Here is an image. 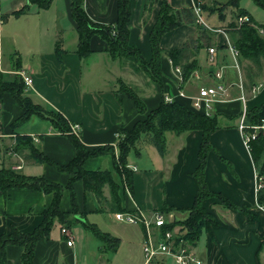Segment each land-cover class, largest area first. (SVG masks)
<instances>
[{
  "label": "crops",
  "instance_id": "crops-1",
  "mask_svg": "<svg viewBox=\"0 0 264 264\" xmlns=\"http://www.w3.org/2000/svg\"><path fill=\"white\" fill-rule=\"evenodd\" d=\"M52 1L49 2V5L44 10H49ZM62 1L65 6L64 15L70 21L71 28L74 32L73 36L69 37L66 35L65 30L59 28L53 43V52L50 55L42 54L36 50V55H33L32 59L23 60L20 57L21 51L17 50L13 55L14 60H11L10 63L11 69L5 71L0 66V74L16 75L17 72L24 70L33 80L31 88L25 89L24 93L34 104H38L46 110H53L62 114L66 121L70 123L71 127L78 125L77 133H72L79 138L80 143L88 150L97 148V146H112L115 151V157H117L118 149L116 143L119 136L117 134L118 130L130 128L136 121L144 117V115L138 114L136 107L128 96L118 91L119 81L124 82L136 91L146 105L147 111H151L157 107L162 95L166 96L171 90L176 97L183 92L184 96L181 97L190 99L189 97L196 96L199 87L196 88V86L191 84L190 80L184 84L180 83L171 62L163 57L165 85L164 92L162 93V90L148 76L140 70L136 72L133 69L127 57L112 59L105 51V41L98 36H94L90 42V49L93 51L92 54L85 58L79 57L76 53L78 35L76 33L75 22L71 19L70 0ZM116 1L83 0V6L90 20L107 25L114 23L116 20ZM162 1L129 0L131 4L130 20L127 24L129 45L138 48L141 51L142 58L147 62L151 58V47L149 45L150 30L157 19L156 16L160 10ZM242 1L239 3L240 9H244L256 21L255 17L245 8L248 3L243 2L242 6ZM167 2L174 9L184 7L193 8V5L196 3L195 0H167ZM206 2L222 4L228 2V0L225 2L207 0ZM29 5L30 0H27L26 4H23L22 0H12L9 4L10 12L8 14L2 13V9H0L2 25L5 24L9 15L18 18L26 15L30 10L28 8ZM21 9H24L25 12L20 14V16L15 15ZM202 16L204 20H215L218 17L216 13H207ZM208 25L219 30V32L211 33V42L209 45H215L217 47V63L218 65H223L227 63V57L229 55L228 46L230 45V37L224 30L225 25ZM194 29V26L181 25L179 28L166 33L161 38L160 46L164 50L178 49L189 36L195 33ZM57 44L59 46L58 48H56ZM208 48H203L199 51L197 56L198 60L200 53L203 51L205 54L204 58L208 62ZM87 61H89V64ZM246 62L250 66L245 67L246 81L244 87H246L247 91V87L250 85L255 83L261 84L264 81V76L260 77L263 78L262 82H259L257 76L255 78L253 77V80H256V82L251 84L250 79H252V76H249L251 75V71L254 74L256 73L254 72L255 66L249 61ZM19 66L20 68H18ZM199 66V69L195 71L191 79L200 81V86H210L213 83L212 71L215 66H203L200 60ZM98 68L103 71L104 79L100 76L103 84L100 88L92 90L83 75L89 77ZM127 69L134 76H137L136 78L139 77L138 75L147 77V81L153 86L152 90L154 92L152 95H145L137 89L135 84L133 87L130 83L128 84V77L126 76ZM262 72H264V66ZM199 75H208L209 78L201 77L199 80ZM181 84L182 88L180 89ZM233 85L235 84L232 83V85L228 84L226 86L228 87L227 93L223 97L225 101L216 102L213 105L212 113H216L218 118H238L236 115L240 112L242 106L241 101H238V94L233 93ZM194 89H196L195 92L193 91ZM262 95H264V91L259 96L250 100V109L264 103V100H256L262 97ZM20 114L21 111L11 96L5 95L3 100L0 101L1 167L11 168L15 165L20 166V169L17 170L22 173L25 164L30 165L32 169L36 170L37 168L35 167L40 166L39 175H33L31 173L26 175L43 176L46 180L53 183L56 182L65 187L69 183V178L72 175L61 172L46 163H37L31 158V154L27 150L14 152L11 147L16 143V135L38 137L39 142L34 143L36 147L51 161L64 166L73 159L76 153L70 139L59 134L49 122L36 116H32L23 126L15 130L11 129L10 123L19 117ZM168 135H171V147L174 145L175 150L179 149L176 155L174 151L175 159L173 157V160H175V163L172 166L163 160L167 156L166 146L168 144ZM173 135L175 134L171 132L166 134V150L162 156L163 158L157 161L159 162L157 164L158 168L154 172L144 169L143 172L139 173L136 166L128 163L127 157L128 167L132 170L134 182L132 190H129L126 186L123 187V185L119 188L120 206L125 210L124 212L138 208L141 211L143 210L145 214L149 213L147 215H150L161 209L164 204L169 207L173 205L179 208L190 207L192 205L198 189L196 186L197 183L195 184V180L189 174L194 171L199 163V160L197 161V152L201 132L191 131L189 133H183L185 135L183 139V135H175L176 139ZM234 141L231 131L227 128L216 129L211 134L210 145L218 147L217 149L221 157L230 162L232 166L230 170L232 171L226 168L224 163L221 162L222 160H218L213 153H209L205 171L207 187L211 191L222 193L240 208H248V211L252 215L259 217V221H249L245 214L232 209H224L213 199L204 200L203 205L205 209L216 219L218 224L211 229V233L206 232V248L204 250L199 252L191 246L199 261L202 262L201 264H261L262 257L260 256L262 254H259L258 257L257 251L261 242L260 234L264 232V213L256 209L254 163L243 145L242 139L241 145L246 153V157H244L243 153L240 154V149L239 154H237ZM136 154L139 155V152H136ZM83 164L84 168L88 171L102 170L101 167H104L103 170L111 172L117 182H122L114 170L110 155H99L88 158ZM89 165H91L90 168L99 167V169H89ZM110 165L111 169L109 170L108 167ZM73 189L76 195L77 213L82 218L88 213L102 211L103 207H107L112 213L114 212L111 207V195L108 186L103 187V195L98 198L95 194L85 191L81 181H76L73 184ZM62 194L60 208L64 212H70L72 209L70 194L65 188ZM51 201V194L47 195L30 189H13L5 194L0 192V234L3 232L9 233L13 227L26 233L32 231L40 224L42 219L41 212ZM151 206L152 211L146 209ZM168 216L174 218L176 217V213L171 212ZM62 227L61 225L55 235L51 231L49 240L43 238L37 244L33 264H75L74 249L76 247V237H74L72 230L66 227L71 231L74 239L73 245L67 247V238L60 233ZM139 227L143 234V225ZM21 252L22 248L19 246L8 247L6 249V264H21ZM167 261L169 260L161 262L160 264H166Z\"/></svg>",
  "mask_w": 264,
  "mask_h": 264
},
{
  "label": "trees",
  "instance_id": "trees-1",
  "mask_svg": "<svg viewBox=\"0 0 264 264\" xmlns=\"http://www.w3.org/2000/svg\"><path fill=\"white\" fill-rule=\"evenodd\" d=\"M51 0H30L31 4H36L40 8H47ZM207 0H195L200 6L204 14L216 13L219 20H225L226 15L224 11L226 7H234L236 10V20L228 23L224 30L230 37V44L239 53L238 58L249 61L259 70L264 66V33L260 34L259 30H263L264 25L258 24L252 16H249L244 9H240L239 3L241 0H228V2L208 3ZM255 5L264 10V0H252ZM116 20L111 24H100L90 20L85 12L83 0H70L71 19L75 22L76 33L78 35L77 54L81 58H85L92 54L90 49V42L94 36L100 37L106 43V53L112 59H120L127 57L132 62L133 69L143 72L149 79L154 82L162 93L164 92V61L163 57L171 61L173 68L179 67L181 69L182 82L189 81L195 71L199 69L198 53L203 48H208L210 45L211 30H206L202 25L198 24L197 16H195L194 9L184 7L174 9L167 0H163L160 5V10L156 16V21L150 30L149 45L151 47V58L149 62L144 61L141 51L138 48L129 45V33L127 24L131 14V4L129 0H117ZM25 10L21 9L15 15L20 16ZM246 15L249 18L248 22L237 26L236 21L239 16ZM194 26L195 33L189 36L185 42L178 49H163L160 46L161 38L168 32H171L181 25ZM213 28V27H212ZM215 29V28H214ZM58 44L56 48H58ZM59 53V52H58ZM20 68V66L18 67ZM182 88V84L179 87ZM24 81L18 75L13 79L5 80L0 74V101L5 95H10L16 103L21 114L14 119L10 124V128L15 130L24 125L32 116L49 122L56 131L68 137L76 150L75 156L66 165H59L47 158L42 151H40L34 144L29 135H16V143L12 145L11 149L14 152H22L27 150L37 163H46L55 167L61 172L68 173L71 176L69 183L63 187L56 182L46 180L43 176L24 175L19 171L9 168H0V192L7 193L13 189L23 190L30 189L35 192H42L44 194H51V203L43 208L41 212V222L30 232H22L16 227L11 231L0 234V264H6L8 247L19 246L22 248L20 261L21 264H33L35 256V249L37 244L43 239L49 240L50 232L56 220L70 228L68 219L72 215H76V221L82 223L92 236H94L100 243L107 242L111 252H116L120 240L108 233L102 232L95 224L82 220V217L77 213L76 195L74 193L73 184L76 181H81L85 191L101 197L103 195L102 189L108 186L111 195V207L114 212H124L125 210L120 206L119 188L123 185L129 190L133 188L134 178L132 177V170L128 167L127 157L133 150L138 152L136 147L142 136L154 148L157 149L161 156L166 150V134L168 132L174 133L177 136L191 131L201 132V139L197 152L199 160L198 166L192 172L197 183V192L194 196L192 205L190 207L179 208L166 204L163 205L158 212L167 216L171 212L185 215L182 219H175L171 223L162 227V231H175L177 239L189 246L195 247L203 232L211 233V229L217 226V221L205 209L203 205L204 200L213 199L224 209H232L245 214L249 221H259V217L252 215L248 208H240L232 200L227 198L220 192L211 191L206 183V166L207 156L213 146L210 145V136L219 129V121L216 113H212L207 117L203 111L194 110L190 99L176 97L173 95L172 102H164L162 95L159 105L151 111H147L141 97L131 89L127 84L119 81L118 91L123 95H127L133 105L136 107L138 114L144 115L139 121H136L130 128L119 129L118 140L116 147L118 155L115 157V151L112 146L94 148L88 150L80 143L79 138L71 131V126L62 114L49 111L36 105L24 93ZM168 91V90H167ZM173 94L172 90L169 91ZM240 112L236 117H240ZM264 118V103L249 109L246 113V123L254 125L259 123ZM252 144L251 159L254 163V168L257 173L264 180V138H257ZM99 155H110L114 170L122 182H117L111 172L107 170L88 171L84 168V162L88 158L97 157ZM218 158L224 160L220 153L217 152ZM64 188L70 194L71 210L64 212L60 208V201L63 196ZM264 201V185L256 193V202L263 203ZM260 246L257 251V256L262 254L264 259V232L260 234ZM101 246H103L101 244ZM102 251H106V247Z\"/></svg>",
  "mask_w": 264,
  "mask_h": 264
},
{
  "label": "rangeland",
  "instance_id": "rangeland-1",
  "mask_svg": "<svg viewBox=\"0 0 264 264\" xmlns=\"http://www.w3.org/2000/svg\"><path fill=\"white\" fill-rule=\"evenodd\" d=\"M12 0H0V9H2V13L8 14L10 11L9 4ZM225 2L226 0H218ZM23 4L27 3V0H22ZM243 2H247L248 4L245 6L247 11L252 14L258 24H263L264 25V10H262L260 7L255 5V3L252 0H243L241 2V5L243 6ZM30 10L29 12L24 15L18 17H11L10 15L8 16L5 24L2 25L1 31H0V52H1V68L5 71H8L11 69L10 63L11 60L13 59L14 53L19 50L21 51L20 57L23 58V60H28L32 59L33 55H36V50L42 54H51L53 52V43L55 41V37L57 36L56 33L59 30V28L65 30L66 35L69 37L73 36V30L71 28L70 21L65 18L64 11H65V6L63 4L62 0H53L51 5L49 6V10H44L38 7L35 3L29 5L28 7ZM236 10L237 8L234 7H226L224 14L226 15L225 20H219L218 17H216L215 20H205L207 24H215V25H225L230 23L231 21L236 20ZM202 15L204 14L203 12L201 13ZM186 25V24H184ZM204 52L202 51L200 53V62L203 66H208L210 65L206 59L204 58ZM89 61H87L88 63ZM130 62V61H129ZM132 65V62H130ZM89 64V63H88ZM235 61L229 54L227 57V63L219 64L224 67V73H225V86L228 84L233 85V93L240 94V89L237 87L239 84V79H238V73L236 72V69L234 68ZM249 66L247 64L246 60H243L239 58V67H240V72L242 73L243 81L245 83V67ZM262 67L259 70L257 67H255L254 72L255 74L251 71L250 76H252L251 84L253 82L255 83L256 80H253V77L255 78L256 76L259 78V82H262L263 78H260L261 76H264V72H262ZM17 75V74H16ZM2 76L4 77L5 80L8 79H13L15 75H5L2 73ZM103 77V71L100 70L99 68L89 77H86V75H83L84 78H86V82L89 85V87L92 90H96V88H100L102 86V79ZM128 77V84L133 86H137V89L140 90L141 93L145 95H152L154 92L153 86L150 84L149 81H147V77L143 75H138L139 77L136 78L137 76H134L132 72L127 69V75ZM209 78L208 75H199V80L200 78ZM108 78V77H107ZM125 78V77H123ZM130 81V82H129ZM191 84L196 86V88L200 87V81L197 79H190ZM182 82V81H181ZM232 82V83H231ZM108 83V82H107ZM135 84V85H134ZM258 84V83H257ZM129 86V85H128ZM236 86V87H235ZM262 89L256 94L254 97L252 95H249V91H245L246 99L248 101L247 106L250 109V100L254 99L255 97L259 96L264 91V81L261 83ZM132 89V88H131ZM249 89V87H247ZM194 92L196 89L193 90ZM264 95L262 97L256 99L257 101L264 100ZM259 105V104H258ZM37 120V119H36ZM219 129H228L231 131V135L234 138V144L236 145V152L239 154V149H240V154L243 153L244 157H246V153L241 145V135L237 130L238 126V121L239 118L237 119H232V118H227V117H219ZM171 135H168V144H167V156L163 158L159 152L157 151L156 148H154L149 142L145 140V136H142L140 141L136 144L138 148L139 155L136 154V152L133 150L129 156H128V163L132 164L133 166H136L138 169V172L141 173L146 169L147 171H152L154 172L155 169H157V162L158 160L162 159L165 160V162L169 163L170 166H172L175 163V160H173L174 156V151L175 155L178 152V150H175V147H171ZM174 138L176 139L175 135H173ZM185 135H183L182 139L184 138ZM218 147H212L210 150V154L213 153L215 157L218 158L217 152ZM31 158H33L31 156ZM198 161V158H197ZM221 161V160H220ZM224 163L227 169H232V166L230 165V162L228 160L226 161H221ZM16 165L12 166L9 169L18 171L16 169ZM91 165H89V169L97 170V168H90ZM1 168V165H0ZM36 169H32L30 165L25 164V168L22 171V173L25 174H33V175H39V168L40 166H36ZM135 168V167H134ZM103 170L104 167H101ZM108 169H111L108 167ZM232 171V170H230ZM193 172V171H192ZM192 172L189 174L192 179L195 180L196 184V179L195 176L192 175ZM197 186V184H196ZM160 193V191H158ZM161 194V193H160ZM103 207V206H102ZM149 211H152V206L149 208H146ZM114 213V212H113ZM113 213L111 210H109L107 207H103L102 211L99 212H92L86 214L85 217L82 218V220H87V222L95 224L98 229H100L104 233H108L112 235L113 237H116L120 240L119 245L117 247L116 252H111L109 246H107V242L100 243L92 234L84 228L81 222L76 221L75 218H77L76 215L70 216L68 219V223H70V228L74 234V237H76V247L74 249L75 251V264H142V241L144 234H142L141 229L137 225H133L130 223H124V222H119L115 221L113 217ZM149 214V213H147ZM168 216V215H167ZM185 215L181 214H176L175 219H182L184 218ZM217 218L220 219L219 216ZM172 221L174 218H171ZM61 223H59L57 220L52 228V234L55 235L59 228L61 227ZM65 227V225H62ZM177 230V228H175ZM207 237V233L203 232L200 236V240L195 246V250L201 252L204 250L205 247V239ZM257 238V237H256ZM258 239V238H257ZM101 244L103 246H101ZM100 247V248H99ZM101 247L104 248L106 247V251H102ZM99 248V249H98ZM262 257V256H260ZM202 263V262H201ZM261 264H264V260L261 259ZM166 264H175L174 262L167 261Z\"/></svg>",
  "mask_w": 264,
  "mask_h": 264
},
{
  "label": "built area",
  "instance_id": "built-area-1",
  "mask_svg": "<svg viewBox=\"0 0 264 264\" xmlns=\"http://www.w3.org/2000/svg\"><path fill=\"white\" fill-rule=\"evenodd\" d=\"M195 16H197L198 24L202 25L206 30H211L213 32H219V30L214 29L207 26L205 20L202 16V11L200 6L195 3L193 5ZM249 18L246 15L239 16L237 18L236 24L237 26L242 23L248 22ZM2 25V19L0 16V28ZM260 34L263 35V30H259ZM228 52L231 57L234 59L235 64L234 68L238 73L239 84L238 88L240 89V95L238 97V101H241V113L238 121L237 130H239L242 143L245 146L247 152L250 154L252 152V142H254L257 138H264V118L260 120L259 123H255L254 125H250L246 123V113L249 110L247 106V99L245 95L246 87H244V81L242 77V73L240 72L239 67V53L234 49L232 44L228 46ZM208 63L211 66H215L212 71L213 74V83L210 86H200L198 89V93L196 96L189 97L192 103V107L194 110L203 111V113L210 117L212 114V108L214 103L223 102L225 99L228 87L225 86L224 78V67L222 65H218V56H217V47L215 45L209 46L208 50ZM171 62V61H170ZM175 74L179 78V82L182 81L181 69L179 67L173 68ZM21 80L24 81L25 89H29L32 86L33 80L31 76L27 74L24 70L16 73ZM263 86L261 84H253L249 86V93L254 97L258 92L262 89ZM179 96H184V93L181 92ZM173 101V94L167 93L164 96V102L169 103ZM79 126L73 125L71 127L72 132L74 134L77 133ZM34 143H38V137L31 136ZM16 169H20V166H17ZM255 173V191L263 188L264 180L257 173L254 168ZM256 209L260 210L264 213V201L263 203H258ZM113 218L116 221L130 223L137 226L144 227V237L141 245L142 249V264H160L166 260L174 262L175 264H201V261L197 258L195 253L192 250V247L187 243L185 244L183 240L177 239L176 230L175 231H162V227L171 223L172 216H165L164 214L156 211L147 215L141 211L140 209L130 210L126 212H115L113 214ZM60 233L67 238L66 245L67 247H71L73 245V237L71 235V231L66 227H62Z\"/></svg>",
  "mask_w": 264,
  "mask_h": 264
}]
</instances>
